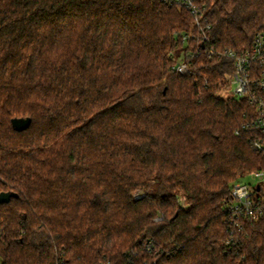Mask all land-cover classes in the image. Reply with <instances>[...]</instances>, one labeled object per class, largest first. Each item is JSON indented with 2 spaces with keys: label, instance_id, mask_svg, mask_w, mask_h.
Returning a JSON list of instances; mask_svg holds the SVG:
<instances>
[{
  "label": "trees",
  "instance_id": "1",
  "mask_svg": "<svg viewBox=\"0 0 264 264\" xmlns=\"http://www.w3.org/2000/svg\"><path fill=\"white\" fill-rule=\"evenodd\" d=\"M198 2L216 47L264 32V0ZM192 23L153 0H0V264L120 261L146 239L157 264H264L263 221L224 253L230 186L264 161L221 97L230 61L172 73Z\"/></svg>",
  "mask_w": 264,
  "mask_h": 264
},
{
  "label": "built area",
  "instance_id": "2",
  "mask_svg": "<svg viewBox=\"0 0 264 264\" xmlns=\"http://www.w3.org/2000/svg\"><path fill=\"white\" fill-rule=\"evenodd\" d=\"M153 1L184 10L193 19L189 31L175 34L181 47L178 59L170 55L174 59L172 73L178 77H193L195 75L193 60L198 59L200 54L209 59L222 58L231 62L232 71L222 92L228 94L225 98L247 105L248 109L243 114L244 121L236 134L241 132L247 134L251 148L264 161V32L256 33L245 50L237 52L229 48H219L213 45L210 37L211 26L206 20L205 9L198 0ZM201 83L206 88L208 79L203 77ZM246 178H250L251 181L244 182ZM143 196L138 192L135 193L134 199ZM180 201L185 207L184 199ZM221 216L228 232L224 253L237 255L239 240L246 236V224L264 222V169L252 171L230 186L229 198L221 209ZM161 219L162 217H159L155 221ZM162 254L168 252H161L153 239H146L138 248L125 252L120 261L102 260L97 264H157ZM58 264L66 263L61 258Z\"/></svg>",
  "mask_w": 264,
  "mask_h": 264
},
{
  "label": "water",
  "instance_id": "3",
  "mask_svg": "<svg viewBox=\"0 0 264 264\" xmlns=\"http://www.w3.org/2000/svg\"><path fill=\"white\" fill-rule=\"evenodd\" d=\"M31 124L30 118H14L11 120V126L17 132L25 131L29 128ZM16 197V194L13 193H0V204H6L10 201L11 198Z\"/></svg>",
  "mask_w": 264,
  "mask_h": 264
},
{
  "label": "rangeland",
  "instance_id": "4",
  "mask_svg": "<svg viewBox=\"0 0 264 264\" xmlns=\"http://www.w3.org/2000/svg\"><path fill=\"white\" fill-rule=\"evenodd\" d=\"M178 51H179V48H178V50L172 52V56H173L175 59H178ZM226 96H228V94H227L226 92H222L221 97L225 98ZM248 174H249V173H248ZM248 174H246V175H248ZM246 175H245V176H246ZM245 176H244V177H245ZM244 177H242V178H244ZM243 181H244V182H249V181H251V180H250V178H246V179H244ZM185 205H186V204H185Z\"/></svg>",
  "mask_w": 264,
  "mask_h": 264
}]
</instances>
